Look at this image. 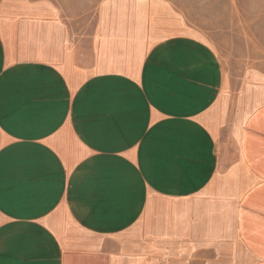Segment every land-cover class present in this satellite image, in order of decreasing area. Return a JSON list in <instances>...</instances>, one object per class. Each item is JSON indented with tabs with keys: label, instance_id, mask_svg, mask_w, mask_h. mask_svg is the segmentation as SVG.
I'll use <instances>...</instances> for the list:
<instances>
[{
	"label": "crops",
	"instance_id": "crops-1",
	"mask_svg": "<svg viewBox=\"0 0 264 264\" xmlns=\"http://www.w3.org/2000/svg\"><path fill=\"white\" fill-rule=\"evenodd\" d=\"M0 0V264H264V58L164 0Z\"/></svg>",
	"mask_w": 264,
	"mask_h": 264
},
{
	"label": "rangeland",
	"instance_id": "rangeland-1",
	"mask_svg": "<svg viewBox=\"0 0 264 264\" xmlns=\"http://www.w3.org/2000/svg\"><path fill=\"white\" fill-rule=\"evenodd\" d=\"M101 0H61L73 14H89ZM192 33L217 47L231 65L264 58V0H164Z\"/></svg>",
	"mask_w": 264,
	"mask_h": 264
}]
</instances>
